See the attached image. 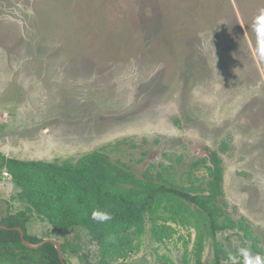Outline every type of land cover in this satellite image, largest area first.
Here are the masks:
<instances>
[{
	"label": "rangeland",
	"instance_id": "374dc122",
	"mask_svg": "<svg viewBox=\"0 0 264 264\" xmlns=\"http://www.w3.org/2000/svg\"><path fill=\"white\" fill-rule=\"evenodd\" d=\"M264 0H0V158L75 161L94 151L189 193L205 190L209 150L222 159L219 203L243 221L219 247L264 257V57L255 25ZM253 32V34H252ZM162 176V177H161ZM0 167V218L26 208ZM162 215V217H161ZM158 209L170 236L147 223L108 264H212L213 241L195 221ZM29 233L99 259L82 227L56 232L33 215ZM226 259V260H227Z\"/></svg>",
	"mask_w": 264,
	"mask_h": 264
},
{
	"label": "trees",
	"instance_id": "16d2710c",
	"mask_svg": "<svg viewBox=\"0 0 264 264\" xmlns=\"http://www.w3.org/2000/svg\"><path fill=\"white\" fill-rule=\"evenodd\" d=\"M205 160L210 176L207 188L189 193L155 180L148 169L143 177H137L101 151L62 162L1 156L0 167L19 188L16 197L24 200L26 208L8 211L0 218V224L7 226L0 228V264H62L54 244L46 242L36 249L29 248L13 229L20 227L26 240L40 242L47 236L37 237L28 230L33 215L46 220L59 233L84 228L90 241L98 244L100 256L94 263L81 253L80 264H108L133 250L148 222L155 239L170 236L171 226L156 220L160 204L161 210L173 214L174 221L180 216L184 223L195 221L206 229L213 241L212 264H242L226 258L227 253L216 240L218 231L237 228L257 252L261 248L242 220L235 222L222 210L219 200L223 194V167L219 154L209 150ZM93 211L107 212L111 219L97 222L92 219ZM69 249V244L61 243L62 255ZM63 260L70 264L64 256Z\"/></svg>",
	"mask_w": 264,
	"mask_h": 264
},
{
	"label": "clouds",
	"instance_id": "9594fccd",
	"mask_svg": "<svg viewBox=\"0 0 264 264\" xmlns=\"http://www.w3.org/2000/svg\"><path fill=\"white\" fill-rule=\"evenodd\" d=\"M255 31L257 34L258 51L262 57H264V14L257 17V24L255 25ZM92 219L97 222H106L111 219V215L107 212L93 211ZM240 255L245 257V264H264V257L259 255L252 256L249 249H239ZM232 255L229 254V259H232Z\"/></svg>",
	"mask_w": 264,
	"mask_h": 264
},
{
	"label": "water",
	"instance_id": "95a60500",
	"mask_svg": "<svg viewBox=\"0 0 264 264\" xmlns=\"http://www.w3.org/2000/svg\"><path fill=\"white\" fill-rule=\"evenodd\" d=\"M0 228L1 229H7V226H5L3 224H0ZM13 229H15V230H17L19 232V235H20L22 243L25 246L29 247V248L36 249V248H38L39 246L43 245L46 242H50V243L54 244V246L56 247L57 253H58L59 260L61 261L62 264H67L63 260L61 244L56 239H54V238H44L38 243H31V242H29L28 240L25 239L23 231H22V229L20 227H13Z\"/></svg>",
	"mask_w": 264,
	"mask_h": 264
}]
</instances>
